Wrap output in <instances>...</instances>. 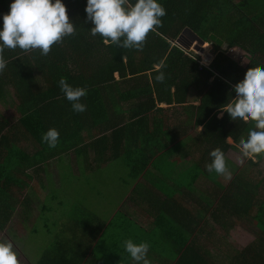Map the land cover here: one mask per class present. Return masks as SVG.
I'll return each instance as SVG.
<instances>
[{"label": "trees", "instance_id": "1", "mask_svg": "<svg viewBox=\"0 0 264 264\" xmlns=\"http://www.w3.org/2000/svg\"><path fill=\"white\" fill-rule=\"evenodd\" d=\"M62 2L70 22L75 26L72 35L54 43L45 56H40L38 51L20 49H5L2 53L7 64L0 71V105L3 108L12 105L18 109L21 115L18 123L24 137L37 146L36 163L41 165L50 160L52 151L57 147L64 150L61 144L65 145L70 140L69 146H77L82 132L94 130L93 124L100 116L109 118L107 103L116 105L121 100H138L139 111L130 117L144 116L156 107L157 102L185 104L189 90L193 88L201 97L198 105L190 107L194 111L190 115L194 116L195 126H202L198 138L203 152L195 165L191 185L200 177L213 183L210 196L214 202L203 204L205 201L200 197V203L204 209L210 208V218L221 230L228 231L235 222L256 221L260 230L258 239L238 253L231 264H264V156L254 159V167L263 166L255 181L239 175L228 176L227 163L226 175L209 174L205 169L206 163L211 160V150L219 148L224 158L229 150L239 153L234 145L246 139L253 127L251 120L235 122L220 110L222 105L235 97L232 87L243 79L249 68L264 67V32L254 26L252 19L239 12L247 0H158L166 15L160 18V27L146 35L140 50L104 44L99 35H90L88 29L92 25L85 19V0ZM9 3L10 0H0V13L8 11ZM234 12L239 16L231 20ZM186 33L212 44L215 57L209 69L199 65L200 57L194 52H191L192 57L185 54L187 49L181 43V37ZM232 47L249 54L250 63L246 67L242 68L226 56ZM161 64L163 67H158ZM159 71L165 74L163 82L154 79ZM61 77L73 87L86 88V96L80 98L81 103L86 105L83 112H73L64 99L57 86ZM119 90H126L127 93ZM219 113L222 115L218 118ZM2 120L3 112L0 111V122ZM49 128L59 132L54 148L41 143V134ZM108 128L104 127L101 131H111L113 138L125 131ZM4 130L0 124V146H8L7 151L0 153V229L10 224L15 212L13 197L16 193L12 189L20 192L31 181V176L19 170L20 163L26 161L31 166L33 160L16 153L17 147L12 142L16 138L15 128H9L7 134L3 133ZM229 139L232 145L227 142ZM151 160L137 171L138 176ZM140 162L144 164L145 161ZM8 192L13 197L8 196ZM6 195L8 200H2V196ZM31 197H25L21 206L28 216L32 211ZM213 205L215 207L212 208ZM38 206L39 210L45 211L41 203ZM40 213L34 227L39 221L44 227H50L45 213ZM62 240L53 241L55 251H43V261L51 255L56 258L55 264H80L79 257L67 258L65 241ZM176 241L185 245L184 264H203L204 257L196 240Z\"/></svg>", "mask_w": 264, "mask_h": 264}, {"label": "crops", "instance_id": "2", "mask_svg": "<svg viewBox=\"0 0 264 264\" xmlns=\"http://www.w3.org/2000/svg\"><path fill=\"white\" fill-rule=\"evenodd\" d=\"M245 11L240 14L252 19L254 26L264 32V0H247ZM236 14L238 17L239 13H232L231 20L237 18H233ZM244 53L247 66L250 56ZM196 93L199 92L191 88L185 104L157 102L147 115L132 118L130 115L139 111L138 100H121L116 105L107 103L108 119L100 116L93 124L94 130L82 132L77 146H69L71 140L61 144L64 150L57 147L50 160L41 165L34 159L37 156L35 142L24 137L18 123L21 117L18 109L0 105L3 133L7 134L9 128L14 127L16 138L12 142L17 147L16 153L27 156V160L33 159L31 166L26 161L20 163L19 170L31 176V181L20 192L13 188L15 197L8 192V196L14 198L15 212L10 224L0 231H8L9 226L15 231L22 223L24 232V223L31 219L29 232H33L36 219L44 212L50 224L48 228L43 226L44 238L49 241L47 250L55 244L54 240L64 239L67 258L79 257L80 264H132L122 246V241L129 238L134 243L148 242L150 264H184L186 248L176 240L186 239L200 244L203 264H231L238 253L219 248L217 240H227L234 227L221 230L211 220L210 208L206 210L200 203V197L205 201L203 204L212 201L213 183L200 177L191 185V176L203 152L198 138L202 126H195L194 116L190 115L194 112L190 107L198 105L201 97L192 101ZM13 112L15 119H12ZM104 127L125 131L113 138L111 131H101ZM227 142L232 145L230 139ZM7 149V145L0 146V153ZM232 152L237 153L229 150L225 157L229 166L233 163ZM149 159H152L149 165L138 176L137 171ZM33 181H37V189L32 187ZM82 185L88 193L79 194ZM61 191L64 196L57 193ZM27 196H32L29 216L20 210ZM2 200H8L7 195L2 196ZM39 203L45 211L39 210ZM40 234V231L35 232V239H41ZM18 236L21 238L16 233L15 237ZM43 259L41 252L30 261L55 264L56 260L51 255Z\"/></svg>", "mask_w": 264, "mask_h": 264}, {"label": "clouds", "instance_id": "3", "mask_svg": "<svg viewBox=\"0 0 264 264\" xmlns=\"http://www.w3.org/2000/svg\"><path fill=\"white\" fill-rule=\"evenodd\" d=\"M84 12L85 19L92 25L88 29L90 35H99L104 44L136 50L142 49L146 35L159 28L160 18L166 15L158 0H85ZM74 31L75 26L70 22L62 0H10L8 11L0 13V71L7 64L2 55L5 49L38 51L40 56H45L54 43ZM154 79L163 82L164 72H157ZM57 86L73 112L85 110L86 105L80 98L86 96V88L73 87L64 77L57 81ZM232 91L235 97L221 106V112H226L235 122H253L247 138L234 146L243 158L264 156V67L249 68L243 79L233 85ZM58 137L59 132L49 128L40 139L41 143L54 148ZM209 157L206 171L226 175L224 153L216 148L209 152ZM122 246L132 264H150L148 242L134 243L129 238L122 241ZM0 264H19L9 241H0Z\"/></svg>", "mask_w": 264, "mask_h": 264}, {"label": "rangeland", "instance_id": "4", "mask_svg": "<svg viewBox=\"0 0 264 264\" xmlns=\"http://www.w3.org/2000/svg\"><path fill=\"white\" fill-rule=\"evenodd\" d=\"M240 11L246 12L245 6L241 7ZM235 17H237V14L233 18ZM181 43L183 45H186L185 47L190 54L191 52H194L200 57V59L207 60L206 64H209V62H212V59H214L213 57L215 55L214 52L212 51V45L210 43H205L201 45V43H199L197 39L189 33L182 35ZM236 50L240 52V50L237 48H235L233 51ZM240 53H244V51H241ZM246 58L247 57L244 56L243 58H241L242 60L240 59L239 64L243 67L246 66L247 63ZM200 96H201L200 93H196L194 94V98H191V100L192 101L198 100L196 98H199ZM13 115L14 116L12 119H15L16 116L14 112ZM231 155H232L231 160L233 161V163H231L230 166L227 165L229 172L228 176L231 177L233 175H239L242 178H247L251 181H255L259 173H262L263 166H260L259 168L254 167L253 164L256 162L254 159L243 158L238 152L237 153L232 152ZM227 161L225 160L226 163ZM32 187L34 189H37V181L32 182ZM24 193H22L19 196V198L22 197ZM57 193L61 196H64V191ZM81 193H88L87 188L84 187L83 185L81 186V189L79 191V194ZM66 210L67 209L64 208V212H66ZM13 222H14L13 229H15L17 225L15 223L16 219H14ZM30 222L31 219H29L27 223H24L25 226L24 232L22 228L23 226L22 223L18 225L15 231L10 230L11 226H9L8 231H4V232L0 231V241H9L12 243L13 251H15L17 254V259L19 261V264H32L30 258L31 259H34L35 257L37 258L39 254H41V252H43L45 249L48 248L49 241H46L44 238L46 231L43 227V222L38 223L33 228V230L40 231L41 239L39 238L35 239V233L29 232L31 226ZM233 227L234 228H232L233 229L232 234H230V237L227 240H223V239L217 240V243H219L218 245L219 248L233 250L232 253L237 254L241 252L244 248H246L247 245H251L255 241V239H258L260 230L256 226V221L244 220L242 222H235ZM16 233H18L21 236V238L19 236L16 238L15 237ZM55 249H56L55 247H50L49 251H55Z\"/></svg>", "mask_w": 264, "mask_h": 264}, {"label": "built area", "instance_id": "5", "mask_svg": "<svg viewBox=\"0 0 264 264\" xmlns=\"http://www.w3.org/2000/svg\"><path fill=\"white\" fill-rule=\"evenodd\" d=\"M235 48H231L229 49L227 52H226V55L235 60V62H238V60H240L242 58V53H240L238 50L236 51H233ZM185 54H187L189 57H192V55L188 52V51H185ZM207 60H198V63L199 65L202 67V68H206V69H209V66L212 62H209V64H206Z\"/></svg>", "mask_w": 264, "mask_h": 264}, {"label": "water", "instance_id": "6", "mask_svg": "<svg viewBox=\"0 0 264 264\" xmlns=\"http://www.w3.org/2000/svg\"><path fill=\"white\" fill-rule=\"evenodd\" d=\"M194 36H195V35H194ZM196 39L198 40L199 43H201V45L204 44V42H203L200 38H197V37H196Z\"/></svg>", "mask_w": 264, "mask_h": 264}]
</instances>
